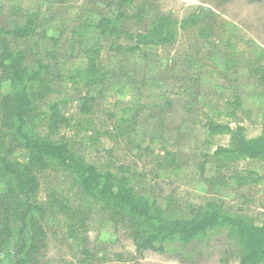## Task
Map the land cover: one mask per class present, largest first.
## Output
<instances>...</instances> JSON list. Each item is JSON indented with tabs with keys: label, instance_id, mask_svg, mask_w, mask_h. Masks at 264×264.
Segmentation results:
<instances>
[{
	"label": "rangeland",
	"instance_id": "obj_1",
	"mask_svg": "<svg viewBox=\"0 0 264 264\" xmlns=\"http://www.w3.org/2000/svg\"><path fill=\"white\" fill-rule=\"evenodd\" d=\"M212 1L0 0V38L10 32L11 48L42 69L33 85L44 96L28 122L36 135L112 172L166 219L188 221L212 203L262 225L264 180L248 175L264 176V160L214 152L231 145V132H264V0ZM164 17L169 39L144 43ZM215 124L231 132L212 133ZM4 158L27 164L30 154ZM33 172L34 200L46 210L41 264H264L227 223L139 252L72 172L52 160ZM13 243L0 264L11 263Z\"/></svg>",
	"mask_w": 264,
	"mask_h": 264
},
{
	"label": "trees",
	"instance_id": "obj_2",
	"mask_svg": "<svg viewBox=\"0 0 264 264\" xmlns=\"http://www.w3.org/2000/svg\"><path fill=\"white\" fill-rule=\"evenodd\" d=\"M120 1L124 4L132 2ZM167 20V17L156 20L157 23L143 36L144 43L166 42L171 28ZM8 33L5 30L0 38V86L8 81L13 84L12 92H0V162L3 163L0 181L6 183V191L0 190V252L13 239L10 264H41L42 251L47 248V231L43 226L46 210L34 200L39 183L33 171L44 167L48 160L59 163L77 177L109 220L126 230L139 252L163 250L164 243L171 240L189 242L212 225L227 223L239 233L244 246L253 251L252 255H259V261H264V223L257 225L244 218L223 215L212 203L193 209L188 221L166 219L155 211L149 199L120 187L112 172H101L67 143L54 144L36 135L28 122L34 117L35 100L44 96L33 85L41 79L42 69L29 66L26 54L11 48ZM262 79L264 81V77ZM82 110L87 111V107ZM226 128L230 129L215 124L210 131L218 133ZM22 149L29 151L27 164L4 158V154L14 155ZM231 154L264 160V132L254 139L231 132V145L219 146L214 156L220 158ZM248 176H255L256 182L264 180L259 173L250 172ZM60 208L72 221L76 218V212L70 207L62 204ZM242 263L247 262L243 260ZM186 264L196 263L186 260Z\"/></svg>",
	"mask_w": 264,
	"mask_h": 264
}]
</instances>
